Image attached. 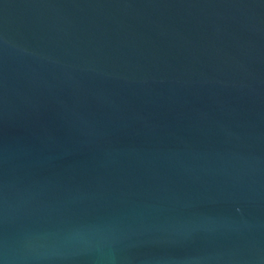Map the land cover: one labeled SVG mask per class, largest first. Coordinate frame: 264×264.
<instances>
[{
  "label": "water",
  "instance_id": "95a60500",
  "mask_svg": "<svg viewBox=\"0 0 264 264\" xmlns=\"http://www.w3.org/2000/svg\"><path fill=\"white\" fill-rule=\"evenodd\" d=\"M0 264H264V0H0Z\"/></svg>",
  "mask_w": 264,
  "mask_h": 264
}]
</instances>
